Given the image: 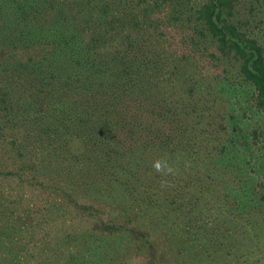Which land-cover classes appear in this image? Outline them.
Returning a JSON list of instances; mask_svg holds the SVG:
<instances>
[{
  "label": "trees",
  "instance_id": "trees-1",
  "mask_svg": "<svg viewBox=\"0 0 264 264\" xmlns=\"http://www.w3.org/2000/svg\"><path fill=\"white\" fill-rule=\"evenodd\" d=\"M263 7L0 0V175L61 191L32 217L0 187V264L92 259L96 232L128 227L97 220L104 226L51 234L66 227L58 200L96 219L99 208L77 198L108 203L117 187L189 212L251 196L264 157ZM157 160L174 174L157 172Z\"/></svg>",
  "mask_w": 264,
  "mask_h": 264
},
{
  "label": "rangeland",
  "instance_id": "rangeland-1",
  "mask_svg": "<svg viewBox=\"0 0 264 264\" xmlns=\"http://www.w3.org/2000/svg\"><path fill=\"white\" fill-rule=\"evenodd\" d=\"M261 3L264 6V0ZM260 12L264 15V7ZM253 116L254 112L250 111L246 118ZM4 153L7 155L5 150ZM261 161L263 164L256 172H251L256 183L252 197L238 198L230 194L222 198L220 195L216 209L198 204L189 212L183 206L184 200H180L183 204L177 208L159 200L154 205L150 202L147 205L141 192L136 191L131 197L130 193L117 187L113 200L108 203L93 202L88 196L77 198L79 203H91L99 208L96 219H90L71 202L58 200L53 215L65 219L66 227L58 230L48 227L51 234L62 236L66 232L103 227L97 220L119 222L126 219L130 228L106 232L104 238L103 232H96L100 238L93 241L99 248L92 259L86 254L75 258L54 254L53 258L60 260V264H264V157ZM6 163L12 164L9 159ZM252 163L253 160L246 161L245 167L249 170ZM0 168L8 167L0 164ZM11 179L16 178L0 175V187L10 199L19 201L20 212L29 206L32 217H38L35 212L38 206L43 208L42 205L53 203L61 196L59 189L42 188L37 181ZM144 239L148 241L144 242ZM42 255L34 254L33 262L40 264Z\"/></svg>",
  "mask_w": 264,
  "mask_h": 264
},
{
  "label": "clouds",
  "instance_id": "clouds-1",
  "mask_svg": "<svg viewBox=\"0 0 264 264\" xmlns=\"http://www.w3.org/2000/svg\"><path fill=\"white\" fill-rule=\"evenodd\" d=\"M153 167L157 172L163 175L174 174V169L170 167L166 162L157 160L154 162Z\"/></svg>",
  "mask_w": 264,
  "mask_h": 264
}]
</instances>
